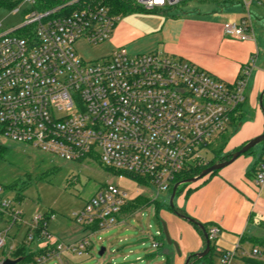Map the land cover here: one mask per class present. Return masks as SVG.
Masks as SVG:
<instances>
[{
  "label": "built area",
  "instance_id": "built-area-1",
  "mask_svg": "<svg viewBox=\"0 0 264 264\" xmlns=\"http://www.w3.org/2000/svg\"><path fill=\"white\" fill-rule=\"evenodd\" d=\"M188 0H124L142 12L166 11ZM224 22L223 35L252 37L247 12ZM9 8L25 5L21 24L0 33V135L9 141L66 162L96 161L115 178L139 176L152 194L169 192L175 177L204 165L201 151L223 133L244 101L245 80L224 82L196 65L156 51L127 54L113 49L99 61L84 62L74 43L108 40L121 16L106 0H0ZM264 184V149L254 176ZM127 202L125 193L106 183L71 214L90 235L114 227ZM50 214H33L27 224L0 187V251L14 229L5 259L24 247L29 260L58 262L61 252L86 253L90 235L62 245L46 227ZM22 235L17 238L20 227ZM149 227V226H148ZM216 226L205 235L215 264H264V248L239 239L230 249L213 243ZM159 237L160 232H155ZM160 246L153 241L150 247Z\"/></svg>",
  "mask_w": 264,
  "mask_h": 264
},
{
  "label": "rangeland",
  "instance_id": "rangeland-1",
  "mask_svg": "<svg viewBox=\"0 0 264 264\" xmlns=\"http://www.w3.org/2000/svg\"><path fill=\"white\" fill-rule=\"evenodd\" d=\"M236 7L240 10V15L245 13L241 0H188L184 4L169 8L161 15L164 20H161L158 32L163 34L165 40L167 36L174 37L177 32L194 25V22L222 25L237 18V15L233 14ZM24 9V4L13 8L0 4V33L19 26L25 15ZM167 21L170 22L167 24ZM125 23H128L127 16L121 15L111 36L102 44L91 45L81 40L75 42V53L84 62L99 61L114 48L123 49L130 55L156 51L171 57L162 51L163 39H159V33V36L137 37L132 28L133 23L132 27L129 23L126 26ZM123 24L125 25L122 26ZM235 126L236 124L233 127ZM231 131H226L227 137ZM215 142L212 144H216ZM0 145L7 149L5 157L0 159V187L4 188L5 197L11 199L14 206L21 211L24 224H27L33 214L50 213L46 223L47 230L62 245H71L88 236L89 233L72 220L71 214L80 210L106 183L117 186L125 193L127 201L133 202L138 197L153 201L139 208L124 222L117 223L108 230L89 234L91 246L81 256L61 252L59 262L51 258L44 264H164L163 250H168L171 256L179 255L171 245L164 242L160 230V224L164 223V215L166 213L175 215L167 208L169 192L159 193L154 197L153 187L142 182L139 176L117 179L94 160L66 162L42 154L30 146L13 143L1 135ZM215 147L211 146L212 149ZM258 149L259 144L252 148L255 154L258 153L256 151ZM220 154L221 151L213 156L209 149L200 152L204 158V165L216 161L222 156ZM184 187L179 185L180 191ZM178 195L179 193H176L173 196V206ZM16 197L20 200H16ZM24 228V225L20 227L17 238L21 237ZM157 231L160 232L159 237L155 235ZM13 233L14 229L7 233L0 258L4 254V249L11 244ZM152 240L157 241L160 246L156 249L151 248ZM100 249L102 253L99 255ZM211 263L215 264L216 258L211 257ZM191 264L205 263L201 260Z\"/></svg>",
  "mask_w": 264,
  "mask_h": 264
},
{
  "label": "crops",
  "instance_id": "crops-1",
  "mask_svg": "<svg viewBox=\"0 0 264 264\" xmlns=\"http://www.w3.org/2000/svg\"><path fill=\"white\" fill-rule=\"evenodd\" d=\"M247 12L252 37L245 41L227 37L221 32V24L207 22H194V25L164 40L158 30L165 11L125 14L130 27L133 23L137 37L160 34L162 51L171 57L190 62L227 83L238 76L244 77V101L232 114L239 120L220 155L231 153L263 132L264 116L259 99L264 91V0H250ZM233 14L237 18L226 22L238 21L242 16L237 7ZM128 23H125L126 26ZM259 146L258 153L252 150V153L240 155L213 174L186 185L176 199L174 207L187 218L207 228H218L213 244L221 249H230L239 239L249 244L260 241L264 245V184L259 187L254 184L256 161L264 144ZM127 217H121L118 223L124 222ZM163 221L179 254L171 256L168 250H163L164 264H183L187 256L203 249L202 235L189 221L168 213Z\"/></svg>",
  "mask_w": 264,
  "mask_h": 264
},
{
  "label": "trees",
  "instance_id": "trees-1",
  "mask_svg": "<svg viewBox=\"0 0 264 264\" xmlns=\"http://www.w3.org/2000/svg\"><path fill=\"white\" fill-rule=\"evenodd\" d=\"M108 5L112 8L113 12L115 13H120L121 15H125L127 13H132V12H142L140 11L139 9L135 8V7H132L131 5L127 4L124 2V0H106ZM2 5V4H1ZM156 12V11H154ZM157 12H162V11H157ZM150 13V12H148ZM260 107L261 109L263 110L264 112V91L262 92L261 96H260ZM238 117H235V116H231L230 118V123H229V127L228 129H226L223 133H221L215 140L214 142L216 144H212L214 142H211L207 148L209 149V151L211 152V154H213V156H216L218 152H220L223 148V146L225 145L226 141H227V136H226V133L231 131V128L237 124L236 122H238ZM227 131V132H226ZM264 144V141L262 142ZM211 146H216L214 149L211 148ZM241 147V146H240ZM239 147V148H240ZM237 148V149H239ZM237 149L233 150L232 152L236 151ZM231 152V153H232ZM7 153V149L0 145V159H3L5 157ZM231 153H226L220 157H218V159L214 162H218V161H224L226 159L229 158L230 154ZM249 153H252V149L247 151L245 154H249ZM214 162H208L207 164L205 165H199V166H196V165H193V166H190L188 169H186L185 171H183L180 175H178L177 177H175L174 181L173 182H177V181H180V180H183V179H187V178H191V177H194L196 176L202 169L206 168L207 166L213 164ZM257 162V161H256ZM107 170V169H106ZM108 171V170H107ZM215 172V171H214ZM214 172H212L211 174H213ZM209 174V175H211ZM208 175V176H209ZM144 182V181H142ZM145 183V182H144ZM146 184V183H145ZM186 185H189V184H182L180 186H186ZM3 191H4V188H2ZM189 190L186 191V193L188 192ZM180 192V189H179V186L176 188V191H175V194L176 193H179ZM174 194V195H175ZM140 198V197H138ZM137 198V199H138ZM142 198V197H141ZM137 199H135V201L131 202V201H127L125 203V205L121 208V211H120V214H119V217H125V216H129L131 214H133L135 211H137L139 208L147 205V204H150L152 203L153 201H146V199L143 198L142 199H138L140 201H138ZM16 200H20L19 197H16ZM168 210L170 212L173 213V211L175 210L178 214H181L183 216L186 217V215L176 209L174 206L172 208H169V206H167ZM45 214H50V213H45ZM194 221V220H193ZM191 225L193 226L194 229H196L197 232L200 233V231L198 230V228L196 227V225L194 223H191ZM204 231L206 232L207 230V227L206 225L204 224H201ZM84 230V229H83ZM203 238V237H202ZM254 240V239H253ZM256 242L255 244L253 245H256V246H264L262 245V242L260 241H254ZM203 243H204V240H203ZM192 255V254H191ZM13 256L15 258H20L22 259V261L24 260H29L30 257H31V254H25V249L24 247H19L14 253H13ZM211 257H213V249H212V245L209 247V252L207 255H205L203 258H201L200 260L198 261H201L203 260L205 264H212L211 263ZM194 262H197V261H194ZM168 264V263H167Z\"/></svg>",
  "mask_w": 264,
  "mask_h": 264
},
{
  "label": "water",
  "instance_id": "water-1",
  "mask_svg": "<svg viewBox=\"0 0 264 264\" xmlns=\"http://www.w3.org/2000/svg\"><path fill=\"white\" fill-rule=\"evenodd\" d=\"M259 103H260V99H259ZM263 116H264V112H263ZM263 141H264V122H263V132L260 135H258L257 137H254L253 139L247 141L245 144H243L236 151L232 152L230 154V156H229L228 159H226L224 161H218V162H215V163L207 166L206 168L202 169L194 177L187 178V179H183V180H180V181H177V182L173 183V185L171 187V190H170V193H169V200H168V206H169V208H172L173 207V205H172V199H173V196L175 194L176 188L179 185H182V184H193V183L201 180L202 178L208 176L212 172L217 171V170H219V169L227 166L234 159H236L238 156L245 154L247 151L251 150L256 145L261 144ZM173 213L175 215H177L178 217L183 218V219L189 221L190 223H194L196 225V227L198 228V230L200 231V233H201V235L203 237V240H204L203 249L201 251L197 252V253H194L192 255L187 256L185 258L183 264H191L194 261L200 260L201 258H203L205 255L208 254L209 247H210L209 246V242L206 239L205 231H204L202 225L200 223H197V222L193 221L190 218H187V217H185V216H183L181 214H178L175 210L173 211ZM160 230L162 232V236H163L164 242L167 245H171L175 249L176 253H178L177 245H176L175 242H173V241L170 240L169 235L167 233V230H166V227H165V224L164 223H161L160 224ZM101 253H102V249H100V251H99L98 254L100 255ZM18 261H20V258H17V259H14V260L5 259L2 262V264H15Z\"/></svg>",
  "mask_w": 264,
  "mask_h": 264
}]
</instances>
